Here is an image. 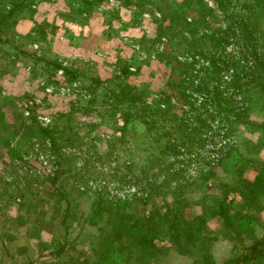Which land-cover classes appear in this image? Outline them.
Listing matches in <instances>:
<instances>
[{
  "label": "rangeland",
  "instance_id": "obj_1",
  "mask_svg": "<svg viewBox=\"0 0 264 264\" xmlns=\"http://www.w3.org/2000/svg\"><path fill=\"white\" fill-rule=\"evenodd\" d=\"M129 1L23 0L14 15L0 24V192L7 190L14 196L13 203L5 196L0 197V231L10 229L15 235L2 243L6 248L0 244V264L33 260V264H45L56 257L54 254L46 256V253L55 250L59 241L65 239V233L58 227L59 216L49 206V202L53 201L49 198L50 193L54 194L55 190L51 184L54 170L75 166L80 168L81 175L85 168L90 169L84 177L86 181H77L78 189L84 193L75 199L78 202L77 213L81 210L87 213L91 198L102 190L112 203L130 201L143 195V184L134 183L135 175H128L125 166L132 164L137 173L139 165L147 163L148 159L154 160V154L167 167L182 175L179 181L183 184H188V180L196 185L208 181L206 187L187 188L185 196L192 202L197 197L209 198L220 193V186H211L216 176L233 178V165L217 166L223 154L234 150L236 153H232L231 157L237 164L248 158L264 163V108L258 105L249 109L248 123L229 125L221 123L214 106H209L201 117L210 120V123L212 121L210 126L200 128L191 138L185 135L198 122L195 119L197 114L194 116L196 108L192 109L188 102L177 100L180 93L177 83L179 79L185 82L184 78L188 77L181 73V64L202 57L197 52L201 47H190L194 42L188 44V39H196L202 33L208 34L221 28L228 20L218 1ZM247 3L255 4L254 8L248 11L245 7ZM5 7L8 9L9 3ZM202 9L213 11L216 17H196L197 10ZM245 9L249 24H256L255 44L264 60V0H233L228 10L244 16ZM173 10L183 14L179 23L170 22L174 19L171 15ZM38 25L46 28L44 40L34 39L32 30ZM164 26L171 29L162 31ZM171 32L174 34L171 35ZM237 42L240 43V40H232L225 51L241 59L246 52L236 47ZM167 59L171 64H164ZM124 61L130 63L132 71L139 67L136 75L129 76V82L131 86L143 90L141 99L147 106L145 117L150 123L137 127L130 124L136 128V133L130 135L129 132L122 141L112 143L110 138L113 135H122L120 129L123 122L119 114L121 110L118 109L114 116L109 114L112 112L110 105L118 102L119 98L117 89L113 90V83L107 80L119 74ZM53 62L60 67L52 65ZM63 68L77 72L76 78L68 79ZM199 73L195 72V80L189 85L198 84ZM93 78L99 81L95 93V84L91 82ZM185 92L194 93L198 101L201 98L200 93L192 91V87L187 86ZM232 99L241 106H247L239 94L232 95ZM126 101L118 102L121 109H125ZM167 105L176 115V107L188 112L186 128L179 126L180 119L174 120L168 112L162 114L157 110L158 107L166 109ZM18 116L23 118L21 128ZM54 122L65 129L59 138L52 133L53 137L56 136L55 149L51 150L49 139L44 134L32 135L30 132L21 139L24 130L46 128ZM12 128L15 136L6 147L3 137L9 139L7 132ZM228 130L230 135L225 136ZM8 148L20 150L19 186L29 180L40 192L36 196L37 200H41L39 208L27 218L25 225L13 223V218L25 211L18 209L19 187L6 188L5 185L17 177L7 173L12 157L10 152H6ZM237 153L238 157L235 156ZM212 166H215V175L204 181L199 175ZM72 173L75 175V172ZM66 174H62L57 184L64 182ZM65 181L74 182L75 177H66ZM176 184L174 180L171 182V186ZM167 194L168 199L173 196L169 192ZM75 195L70 193L69 196ZM262 203L260 205L264 206V198ZM140 209L141 205H133L134 212L138 213ZM190 209L188 211L197 212L200 207L194 204ZM259 213L263 218L264 207ZM218 225L217 219L207 222L212 232L218 229ZM255 228V233L260 234V226ZM31 229L37 230L28 232ZM27 233L35 235L28 238ZM88 234L97 237L94 224L84 225L81 229L77 226L69 228L67 239L73 241L75 252L88 256L92 264L89 241L93 237ZM44 243L48 245L46 248ZM234 243V240L222 236L213 242L211 251L216 264H224L231 255ZM42 244L40 250L45 256L36 257ZM160 252L159 260L150 264H192L187 255L168 241L162 245ZM43 260L47 262L42 263Z\"/></svg>",
  "mask_w": 264,
  "mask_h": 264
},
{
  "label": "trees",
  "instance_id": "obj_2",
  "mask_svg": "<svg viewBox=\"0 0 264 264\" xmlns=\"http://www.w3.org/2000/svg\"><path fill=\"white\" fill-rule=\"evenodd\" d=\"M97 1L100 2L101 0ZM217 1L220 9L228 15V20L221 28H217L208 34L202 33L196 39H188V44L194 42L190 47H201L197 52L202 57L200 59L193 58L191 62L187 63L186 61L181 64V69H183L181 73L186 74L188 77L187 79L184 78L185 82L179 79L177 83V89L180 91L178 97L181 98L177 97V100L188 102L192 105V109L193 107L196 108L194 109L195 113L192 112L194 116L197 114L195 119L198 122L197 126L187 132L188 134L185 133L188 138H191V135L199 131L200 128L209 127L212 123V121L210 123V120L201 117V114L209 106H214L216 116L220 117V122L224 125L248 123L247 114L253 105L264 108V60L258 53L255 44L256 24H249L247 15V10L253 9L255 4L247 3L245 5L247 9L244 11L245 15L241 16L233 10H228L233 0ZM7 3H9L8 9L5 7ZM257 3L258 1H256ZM22 4L23 0H0V24L6 18L13 16L15 10L21 7ZM171 15L174 19L170 22L176 21V23H179L180 18L183 17L181 12L175 10L172 11ZM197 16L204 19L216 17V14L211 10L202 9L197 10ZM170 29L168 26H164L162 31H169ZM32 32L35 40L39 41L46 38V28L43 25H38ZM172 34L174 33L171 32ZM234 39L240 40V43H235L236 47L246 52L241 59L235 58L234 55L225 51L227 45ZM173 58H175V55H173ZM164 64H171V61L167 59ZM52 65L60 67L56 65V62H53ZM138 70L139 67L132 71L130 63L124 61L122 68L119 69V74H115L111 80H107L113 83V90L117 89L119 101L127 100L126 102H128L125 109L119 107V101H115L110 105L112 112L109 114L114 116L118 109L121 110L119 114L123 122L120 129L122 135H113L110 138L112 143L122 141L123 136L125 137L129 132H131L130 135L136 133V128L131 127L130 124L137 127L140 124L150 123L145 117L147 106L141 99L144 96L143 90L131 86L132 84L129 82V76L136 75ZM195 72H200V78L198 84L191 86L189 84L194 82ZM63 73L71 80L77 76V72L66 68H63ZM186 80H188V83ZM91 82L95 84L93 89V93H95L99 81L93 78ZM211 82H214V85H210ZM185 85V89L187 86L188 88L192 87L193 92L202 94H198L201 97L199 101L194 93L187 94L185 92ZM234 94L242 96L247 102V106L237 104V101L232 99ZM176 109L178 111L177 115L171 112L170 105H167L166 109L158 107L157 110L162 114L168 112L174 120L180 119L179 126H185L186 128L185 122H188V112L181 107H176ZM17 120L20 128L23 127V118L18 116ZM223 124L222 126H224ZM13 130L12 128V131L7 132L9 139L3 137L4 146L6 145V147L9 145V140L15 136ZM64 131V127L54 122L46 128L38 127L37 130H33L31 127L28 131L24 130L21 139L30 132L32 135L44 134L49 139L52 150L56 147L54 139H56V136L59 138L61 134L65 133ZM52 133L56 136L53 137ZM224 135L229 136L230 131L228 130ZM81 140L82 137H80ZM233 151L227 152L226 155L223 154L217 165H233L231 171L233 178L230 180L228 177L216 176L211 186H220V193L217 192L216 195L209 198L197 197L193 202L191 198L185 196L187 188L195 190L196 186L205 185L206 187L209 184L208 181L196 185V183H189L188 180V184H183L179 181L182 175L167 167L156 154H154V160L148 159L147 163L139 165L137 173L134 171L132 164L125 166L128 175H135V180L132 181L143 184V195L130 201L112 203L102 190L91 198L92 203L87 213L82 212V210L77 213L78 202L75 199L84 193L78 189L77 181L81 179L86 181L84 177L90 169L85 168L86 171L81 175L79 174L80 168L78 169L75 166L60 171L54 170L51 184L55 190L54 194L50 193L49 198L53 201L49 202V206L52 212L59 216L58 227L65 233V239L58 242L55 250L46 253L47 257H51L52 254L56 257L49 263H45L46 260H43L42 263L90 264L88 256H81L82 253L75 252L73 241L67 239V232L73 226L81 229L84 225L94 224L98 231L97 237L88 234L93 237L89 241L91 257L93 258L92 264H150L159 260L162 254L160 249L167 241L181 253L187 255L192 264H216L211 246L214 241L218 240L219 236L235 242L231 255L224 261V264H264V217L262 218L259 213L264 207L260 205L263 204L262 199L264 198V163L255 162L253 159L248 158L243 163L237 164L234 157H231L232 153H236ZM6 152H10L12 155L7 173L16 174L17 177L4 184L6 188L10 186L19 187L18 209L25 211L23 214L18 213L13 218V223L25 225L27 218L36 213L39 208L38 205H40L41 200H37L36 196L40 192L29 180H25V183L19 186L21 180L18 179L17 170L20 164L19 161H21L20 150L8 148ZM235 156L238 157V153ZM214 169L215 166H212L207 171L201 172L199 176L206 181L210 176L215 175ZM64 172L67 173L64 182L57 184L58 179L62 178ZM72 172H75V175ZM66 177L68 179L75 177V181H69L68 183L65 181ZM183 178L185 177L183 176ZM173 180L177 184L171 186ZM68 184L69 186H67ZM6 191H1L0 197L5 196L13 203L14 196ZM168 192L173 195L170 199L167 197ZM70 193L76 195L70 197ZM188 193L190 192L188 191ZM135 203L141 205L138 213L133 210ZM194 204L199 206L200 210L197 212L188 211ZM45 205H47V202H45ZM243 208L246 210L242 211ZM209 219L218 220L219 227L214 232L209 231L207 227ZM257 225L261 228L260 234H256L254 231V229H257L255 228ZM36 230L31 229L28 232ZM34 235V233H27L26 236L31 238ZM14 237L15 235L12 234L10 229L0 231L1 247L6 248L2 243L7 238L13 239ZM44 244V248H46L47 244ZM42 248L43 244L38 248L37 252L39 253L36 257L45 256L41 253L40 249ZM33 261L20 262L19 264H33Z\"/></svg>",
  "mask_w": 264,
  "mask_h": 264
}]
</instances>
